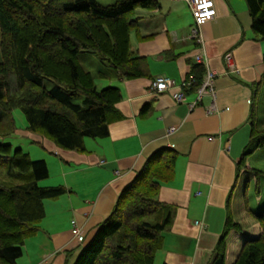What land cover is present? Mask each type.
Here are the masks:
<instances>
[{
  "label": "crops",
  "instance_id": "1",
  "mask_svg": "<svg viewBox=\"0 0 264 264\" xmlns=\"http://www.w3.org/2000/svg\"><path fill=\"white\" fill-rule=\"evenodd\" d=\"M213 1L216 16L200 26L201 44L191 38L193 17L184 0H159L154 10H136L142 38L131 34L130 45L144 58L147 75L124 79L107 71L101 84L120 89L116 107L123 118L109 124L106 137L87 138L86 152L62 150L26 126L15 130L37 145L38 156L46 160L50 179L43 185L69 190L44 200L45 216L25 240L16 264H74L123 187L163 147L172 148L176 160L174 175L160 187L158 199L174 210L155 264H209L228 212L241 229L226 237L224 264H232L243 242L260 233L256 215L264 207V174L258 193L255 169L264 171L258 163L264 161V147L249 155L239 172L237 164L253 121L257 130L264 129L257 106L264 87V40L252 30L244 0ZM226 52L233 72L226 70ZM197 53L216 72V95L213 100L206 93L190 106L195 93L181 83L197 64ZM157 76L172 79L175 87L156 92L151 84ZM180 89L185 97L176 102L172 92Z\"/></svg>",
  "mask_w": 264,
  "mask_h": 264
},
{
  "label": "trees",
  "instance_id": "2",
  "mask_svg": "<svg viewBox=\"0 0 264 264\" xmlns=\"http://www.w3.org/2000/svg\"><path fill=\"white\" fill-rule=\"evenodd\" d=\"M244 1L252 30L264 40V0ZM159 5V0H0V127L6 120L14 131L11 111L20 109L27 131L62 150L86 152L87 138L106 137L109 124L123 118L116 107L120 89H98L94 74L84 69L78 55H97L124 79L146 76L144 58L130 45L132 33L142 38L134 13ZM107 71L98 76L107 77ZM203 74L202 64L192 65L189 90L195 91ZM45 80L55 85L47 89ZM253 123L238 172L249 155L264 147V129L257 130ZM175 160L176 152L169 147L146 158L74 264H155L174 210L158 193L172 179ZM255 174L259 193L264 171L255 169ZM48 176L44 159H32L21 148L0 142V264H16L25 240L38 231L45 216L44 200L69 191L64 185L41 186L39 181ZM256 218L260 233L244 241L232 264H264V207ZM240 229L228 212L209 264H224L226 237Z\"/></svg>",
  "mask_w": 264,
  "mask_h": 264
},
{
  "label": "built area",
  "instance_id": "3",
  "mask_svg": "<svg viewBox=\"0 0 264 264\" xmlns=\"http://www.w3.org/2000/svg\"><path fill=\"white\" fill-rule=\"evenodd\" d=\"M191 11L193 17V27L191 29V38L201 44L202 38L200 34V26L205 24L206 22L210 21L212 18L216 16V7L213 0H184ZM194 59L197 63L202 64L204 67V74L202 77L201 82L195 88V101H193L190 106H194L195 103L202 99L204 94L208 93L212 99H215L216 95V87H215V79H216V72L212 70L208 66V62L206 57L202 53H197L194 55ZM224 63L226 64L227 72L235 71V66L232 61V57L230 52H226L223 56ZM191 84L189 79L183 80L181 86L188 87ZM151 87L156 92H164L172 89L175 87V83L172 79L166 76H157L151 84ZM172 97L176 102H180L184 99L185 93L184 91L176 90L172 92ZM214 105L211 104L208 107V110H212Z\"/></svg>",
  "mask_w": 264,
  "mask_h": 264
},
{
  "label": "rangeland",
  "instance_id": "4",
  "mask_svg": "<svg viewBox=\"0 0 264 264\" xmlns=\"http://www.w3.org/2000/svg\"><path fill=\"white\" fill-rule=\"evenodd\" d=\"M96 1H98L101 4H111L117 0H96ZM134 15L136 16V11H135ZM132 35H133V33H132ZM78 57H79V60L81 61L82 65H83L84 69H86V70H88L94 74L95 83L97 85V88L101 89L102 87H104L101 84V82L104 79L100 78L98 76V74H99L98 72L99 71H106V70H110V69L107 66H105V64L101 61V59L97 55H95L93 53L82 52L78 55ZM0 60H1V51H0ZM54 85H55V83L51 80H45L44 81V86L47 89H50ZM257 106L260 107L259 108L260 116L263 117L262 119L264 121V87L260 90V94H259L258 99H257ZM11 117L13 118V121H14V127L16 128L15 130L24 128L26 126V119H25V117H24V115L20 109H13L11 111ZM5 118H7V117H5ZM2 119L4 120V117H2ZM4 122L5 123L2 124V128L0 127V142L10 143L12 145V149H15L18 147L21 148L23 151L28 152L32 159H44V158L38 156L37 153L40 152L39 151L40 149L37 145L32 144L31 141L27 137L22 136L21 134H16V131L15 130L13 131V129H11L12 127L8 124V122L6 120H4ZM46 157H47V154H46ZM255 158L256 157L252 158V160H251L252 164L256 163ZM258 163H261L262 167H264V161L263 160H260ZM49 179H50L49 177L42 179L39 181V184L41 186H45V185H43V183ZM52 186H56V185H52ZM240 250H241V248H240ZM240 250H239V252H240ZM239 252H238V254H239ZM238 254H237V256H238ZM237 256H236V258H237Z\"/></svg>",
  "mask_w": 264,
  "mask_h": 264
}]
</instances>
